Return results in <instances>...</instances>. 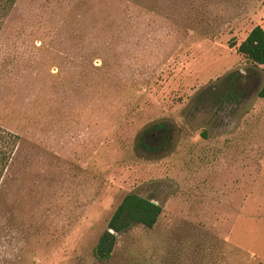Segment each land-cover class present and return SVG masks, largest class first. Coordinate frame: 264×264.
<instances>
[{
  "label": "rangeland",
  "instance_id": "rangeland-1",
  "mask_svg": "<svg viewBox=\"0 0 264 264\" xmlns=\"http://www.w3.org/2000/svg\"><path fill=\"white\" fill-rule=\"evenodd\" d=\"M256 26L264 0H16L0 264H264V66L236 51ZM129 194L162 213L100 261Z\"/></svg>",
  "mask_w": 264,
  "mask_h": 264
},
{
  "label": "trees",
  "instance_id": "trees-1",
  "mask_svg": "<svg viewBox=\"0 0 264 264\" xmlns=\"http://www.w3.org/2000/svg\"><path fill=\"white\" fill-rule=\"evenodd\" d=\"M15 1L0 0V30L2 19L15 4ZM231 47H235V45ZM236 51L254 66H264V29L260 26L254 27ZM260 95L264 98V90ZM157 130L162 132L165 129L163 126H158ZM18 143L19 137L17 135L0 127V182ZM140 143L144 151L152 152L156 150L146 141V134L140 136ZM161 213V206L152 200L135 194L127 195L116 208L107 224V230L99 239L94 249L95 257L100 261L109 260L116 245V235L127 232L136 225L152 229L158 222Z\"/></svg>",
  "mask_w": 264,
  "mask_h": 264
}]
</instances>
